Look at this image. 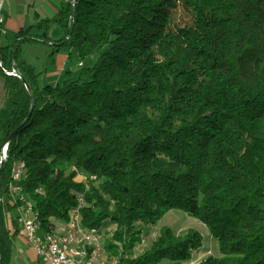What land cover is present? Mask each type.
<instances>
[{
    "label": "trees",
    "instance_id": "obj_1",
    "mask_svg": "<svg viewBox=\"0 0 264 264\" xmlns=\"http://www.w3.org/2000/svg\"><path fill=\"white\" fill-rule=\"evenodd\" d=\"M51 21L39 37L0 33L1 67L34 99L0 68V150L31 112L0 171L1 264L20 231L7 197L19 162L41 222L82 198L83 226L106 231L118 264H264V0H73L53 45L81 67L41 89L17 52L50 42ZM171 209L201 221L217 253L196 260L199 230L158 228Z\"/></svg>",
    "mask_w": 264,
    "mask_h": 264
},
{
    "label": "built area",
    "instance_id": "obj_2",
    "mask_svg": "<svg viewBox=\"0 0 264 264\" xmlns=\"http://www.w3.org/2000/svg\"><path fill=\"white\" fill-rule=\"evenodd\" d=\"M5 0H0V33L2 26L1 10ZM7 147L0 150V166L6 156ZM22 162L12 169V181L8 185L7 197L15 206V216L20 231L42 264H118L120 256L109 252L105 247L108 234L98 228H85L81 222L79 205L69 211L65 221L54 220L47 226H55V234L40 238L36 230L38 210L33 201L18 184L22 175ZM104 232V233H103Z\"/></svg>",
    "mask_w": 264,
    "mask_h": 264
},
{
    "label": "crops",
    "instance_id": "obj_3",
    "mask_svg": "<svg viewBox=\"0 0 264 264\" xmlns=\"http://www.w3.org/2000/svg\"><path fill=\"white\" fill-rule=\"evenodd\" d=\"M73 0H5L2 10H1V19L2 26L5 30L6 36L13 38L21 29H29V33L39 37L42 34L40 29H37V25L41 21L52 20L50 27L47 32V37L50 42H46L43 39H31L24 42L19 50L17 57L21 56L19 59L25 61L29 66L33 67L37 71V64L41 63L45 67V81L52 84L53 86L57 83H60L64 80L66 76L67 69V50L65 47H61L54 50L53 43L64 36L63 29L53 21L56 18L57 14L61 10L64 4L72 2ZM2 38L0 37V40ZM32 45L34 53L26 54L27 52L23 51L25 43ZM49 66V67H47ZM7 71V70H6ZM40 72L41 71H37ZM38 76V85L41 87ZM4 93L3 87V77L0 73V103L1 98ZM8 226L10 224L8 223ZM21 235V231L16 233L12 237V243L14 238ZM29 245V244H28ZM14 244L11 246V251L13 250ZM30 250L34 254V257L37 259L34 250L29 246ZM202 250L199 254L196 255L195 259L199 260L205 257L207 254H216V251L213 248H210L208 244H203ZM207 250V251H206ZM28 252V251H27ZM11 260V252L9 258V264ZM39 260V258H38ZM1 261V258H0ZM1 263V262H0ZM164 264V263H159Z\"/></svg>",
    "mask_w": 264,
    "mask_h": 264
},
{
    "label": "rangeland",
    "instance_id": "obj_4",
    "mask_svg": "<svg viewBox=\"0 0 264 264\" xmlns=\"http://www.w3.org/2000/svg\"><path fill=\"white\" fill-rule=\"evenodd\" d=\"M67 50V68H70L74 73H76L80 69V60L77 59L74 54L70 53L69 48L65 47ZM23 51L27 52L26 54L34 53V49L32 45L28 42L25 43L23 47ZM18 55V52H17ZM19 56L18 58H20ZM97 58V55L94 54L82 60L85 67L92 66ZM49 67V66H47ZM45 67L41 65V63L37 64V71L40 72L39 82L40 86L47 89L53 86V83L50 84L45 81V74L44 71ZM39 73V72H38ZM169 226L171 227L177 234L185 233L187 229L194 228L201 232L203 236V244H208L210 248L216 251L217 243L212 238L209 233L208 228L198 219L188 215L182 210L171 209L168 211L159 221L157 227L160 228L161 226ZM116 229V225L109 226L106 230L110 232L109 234L113 233V230ZM106 232V231H104ZM103 232V233H104ZM13 250L11 251V260L10 264H42L41 260L34 257V254L29 248L27 241L24 239L23 234L17 236L13 240ZM28 251V252H27ZM207 251V250H206Z\"/></svg>",
    "mask_w": 264,
    "mask_h": 264
},
{
    "label": "water",
    "instance_id": "obj_5",
    "mask_svg": "<svg viewBox=\"0 0 264 264\" xmlns=\"http://www.w3.org/2000/svg\"><path fill=\"white\" fill-rule=\"evenodd\" d=\"M0 68H1L2 72L5 73L6 75H9V76H18L20 79H22V81L24 82V85H25V87H26V89H27V91H28V93H29V95H30V97H31V99H32V109H33V108H34V99H33V95H32V92H31V88H30L29 84L27 83V81L25 80V78L22 76V74H21L20 72H18V71L8 72V71H6L5 69H3V68L1 67V56H0ZM30 113H31V112H30ZM30 113H29L28 117L26 118V120L29 118ZM26 120H25V121H26ZM25 121H24V122H25ZM24 122H23V123H24ZM23 123H21L16 129H14V130L11 132V134H10V135L4 140V142L2 143L1 148H3V147H7V146H8V143H9L10 139L16 134V132L18 131V129L20 128V126H21ZM3 160H4V159H2V164H3ZM2 164H1V166H0V171H1V168H2ZM0 262H1V261H0ZM0 264H1V263H0Z\"/></svg>",
    "mask_w": 264,
    "mask_h": 264
},
{
    "label": "bare ground",
    "instance_id": "obj_6",
    "mask_svg": "<svg viewBox=\"0 0 264 264\" xmlns=\"http://www.w3.org/2000/svg\"><path fill=\"white\" fill-rule=\"evenodd\" d=\"M23 168H24V163L22 162V169ZM80 176H82V175H80ZM91 178L94 179L95 176H92ZM36 230H37L38 236L40 238H48L49 234H55V226L44 225L41 222L39 212H38V221L36 223Z\"/></svg>",
    "mask_w": 264,
    "mask_h": 264
}]
</instances>
